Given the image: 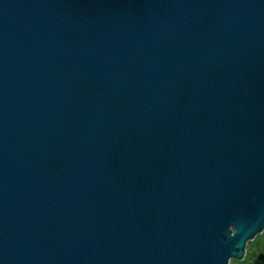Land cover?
<instances>
[{
	"label": "water",
	"instance_id": "95a60500",
	"mask_svg": "<svg viewBox=\"0 0 264 264\" xmlns=\"http://www.w3.org/2000/svg\"><path fill=\"white\" fill-rule=\"evenodd\" d=\"M264 231V0H0V264H230Z\"/></svg>",
	"mask_w": 264,
	"mask_h": 264
},
{
	"label": "rangeland",
	"instance_id": "374dc122",
	"mask_svg": "<svg viewBox=\"0 0 264 264\" xmlns=\"http://www.w3.org/2000/svg\"><path fill=\"white\" fill-rule=\"evenodd\" d=\"M260 247L257 248V244ZM264 254V231L259 233L247 246L246 256L243 259H232L230 264H263L257 262V257Z\"/></svg>",
	"mask_w": 264,
	"mask_h": 264
},
{
	"label": "trees",
	"instance_id": "16d2710c",
	"mask_svg": "<svg viewBox=\"0 0 264 264\" xmlns=\"http://www.w3.org/2000/svg\"><path fill=\"white\" fill-rule=\"evenodd\" d=\"M260 243L257 244V248H259ZM257 262L259 263H263L264 264V254L260 255L259 257H257Z\"/></svg>",
	"mask_w": 264,
	"mask_h": 264
}]
</instances>
